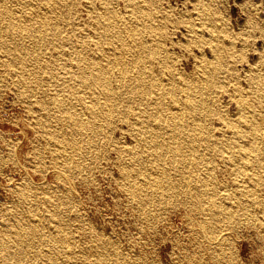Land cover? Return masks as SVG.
Here are the masks:
<instances>
[{"label": "rangeland", "instance_id": "374dc122", "mask_svg": "<svg viewBox=\"0 0 264 264\" xmlns=\"http://www.w3.org/2000/svg\"><path fill=\"white\" fill-rule=\"evenodd\" d=\"M100 1L74 0L70 4L68 23L61 25L59 34L71 32V35L88 36L87 50L94 51L91 37L97 30L94 18L101 8ZM133 1L145 3L146 11L151 13L147 24L154 25L160 33L151 43L160 47V56L170 63V70L157 62H152L150 68L163 80L172 72L174 85L178 88L184 81L196 80L194 85L206 95V113L198 124L202 126L207 143H196L193 155L204 157L209 172L204 167L189 164L190 170L186 166L175 171L173 164H164L173 185L169 183L162 187L160 192L164 196L148 188L144 181L155 179L160 162L146 158L148 150L136 142V129L129 123L143 106L130 98L128 92L116 98L117 113L103 125L99 136L90 139L91 145L88 150L87 147L84 149L89 154L83 152L66 164L64 158H55L53 143L47 142L46 128L40 125L43 113L37 109V101L22 96L21 90L12 85L13 81L4 77L6 70L1 66L0 224L25 211L43 218L47 213L43 200L49 198L60 211L59 227L64 231L65 245L81 252L79 259L84 260V264H252L245 263L240 254L242 241L251 243L248 254L254 259L253 264H264V0ZM110 2L117 14L127 13L126 0ZM192 33L197 34L198 41L191 40ZM55 41L52 46L45 47L52 54L50 59L54 63L61 61L56 54L59 50L65 51L62 59L73 57L67 46ZM10 59L9 52L0 47V60L9 62ZM202 67H217L218 73L201 81L199 70ZM114 82L111 85L116 89ZM240 116L256 127L261 141L254 146L263 150L260 149V157L249 158L243 163L226 158L238 151L249 152L250 139L234 142L236 128L232 121ZM221 140L230 144L221 145ZM78 144L82 145L81 139ZM129 150L139 151L140 160L131 159ZM193 155L187 158L194 159ZM210 160L214 163L213 168ZM127 165L130 172L124 175L123 169ZM128 184L138 185L136 192L146 194L149 200L140 201L139 194L133 193ZM196 195L201 198L198 205L193 204ZM92 213L104 220L110 230L106 231L103 225L98 227ZM50 231L49 228L42 230L43 234ZM163 247L168 248L164 250L168 262L162 259ZM36 250L30 247L28 251L32 254ZM83 252L85 256H82Z\"/></svg>", "mask_w": 264, "mask_h": 264}, {"label": "bare ground", "instance_id": "6f19581e", "mask_svg": "<svg viewBox=\"0 0 264 264\" xmlns=\"http://www.w3.org/2000/svg\"><path fill=\"white\" fill-rule=\"evenodd\" d=\"M73 1L0 0V47L11 55L9 62L0 60V67L4 66L6 70L3 75L7 80L13 81L12 85H16L21 90L20 93L24 94L21 95L25 96L26 99L28 96L29 98H35L37 102H34L38 106L37 109L42 110L43 113L42 115L39 114L41 115L40 125L46 128L45 134L49 140L47 142L53 143L57 154L55 158H64L66 164H69L68 162H71L72 158L82 155L86 147L88 150L91 145L90 139L94 136H99L103 125L108 124L113 115L117 113L115 110L116 98L122 94L126 95L127 92L128 94L131 93L128 96L138 100L143 106L129 123L136 129V142L138 146L148 150L146 158L160 162L155 179L144 182L154 193L164 196L160 190L164 185L170 183L166 165L173 164L175 171H181L189 165L204 168L205 164L207 165V162L204 161L205 159H202L204 157L200 158L199 155H193L196 143L200 142L201 145L207 143L204 133H202V126L198 124L206 110L204 109L207 99L206 95L197 89L198 86L194 85L196 80L193 82L184 81L181 87L178 88L174 85L175 79H173L174 75L172 72L168 79L163 80L164 78L160 79V77H157L156 70L150 68V66L153 67L151 65L152 62H157L162 67L169 69L170 63L163 55L160 56V47L151 43L154 38L160 36V33L154 25L147 24L152 16L149 11H146L145 3L126 0L127 13L119 15L111 6L110 1L112 0H101V8L97 10L94 18L97 30L92 34L93 36L91 35L92 37L89 36L92 38L91 42L94 44L95 50L90 52L89 49L87 50L88 36L85 38L79 34L71 35V32L68 33L69 31H66L68 34L61 35L58 32L62 28L61 25L68 23V16L71 11L70 4ZM201 19L206 20L204 18ZM94 28L93 31L95 30ZM55 40H58L57 43H60L61 46H67L69 53L73 57L62 59L61 56L65 51L61 52L59 50L56 54L57 57L60 56L61 59H59L61 61L54 63L50 59L52 54L45 47L53 42L56 43ZM191 40H199L196 33L191 34ZM42 47L44 48L42 49ZM216 59L214 57V60ZM199 72L201 74L200 78H202L201 81H205L208 76H215L218 73V68L202 67ZM113 81L117 83L116 89L115 86L113 88L111 85ZM26 101L28 100H25V103ZM47 109H51V111H46ZM239 110L243 111V109ZM232 122L236 128L234 131V142L235 140L239 141L248 138L251 143L247 148L249 152L238 151L237 154H232L229 158L226 157L227 160L232 159L235 162L243 163L249 158L260 157L262 149L254 146L261 139L256 127L249 125L245 117L241 116L235 118ZM210 129L208 130L210 131ZM78 139H81L82 145L78 144ZM219 143L221 145L230 144L229 141L225 140H221ZM223 149H221L222 152H225ZM128 152L131 159L134 161L140 160L141 153L139 151L129 150ZM84 153L89 154L88 151ZM189 155L195 156L196 159L194 158V160L193 157L187 158ZM214 155L216 154L214 153ZM214 155L212 157L211 154L210 157L214 159ZM124 156L126 155L124 154ZM126 163L129 164L128 162ZM164 164L166 165L164 166ZM210 164L211 168H213L214 163L211 162ZM128 167L129 165L123 169L124 175L129 174L130 169L128 170ZM190 168L188 167L189 170ZM205 170L209 172V168L206 167ZM243 170L242 173L244 172ZM133 172L134 170L132 169ZM127 186L130 187L133 193L139 189L138 185L131 186L128 184ZM195 186L197 185L195 184ZM136 193L139 194V192ZM240 194L242 193L240 192ZM137 197L140 201H146L147 199L146 194L142 195L140 193ZM23 198L26 199V195L25 197L23 195ZM200 201L201 198L198 195L193 198V204L195 205H198ZM52 203L49 198H44L43 205L47 213L43 218L40 215L29 214L31 211L29 213L25 211L14 214L11 220L8 219L0 224V264H19L24 261L26 262L25 264H74L73 262L80 261L81 252H76L73 248L65 245L67 240H65L64 231L59 227L60 211L55 206L56 204L53 203L55 204L53 205ZM226 203L228 205V202ZM234 207L236 209V206ZM146 213H144L145 216ZM45 228H49L51 231L48 234H43L42 230ZM96 237L98 238V235ZM30 247H35L37 250L31 254L28 251ZM27 251L28 253H26ZM61 251L62 255L60 254ZM82 256H85L84 252ZM9 261L11 262L8 263ZM83 262L80 261L79 264H84Z\"/></svg>", "mask_w": 264, "mask_h": 264}, {"label": "water", "instance_id": "95a60500", "mask_svg": "<svg viewBox=\"0 0 264 264\" xmlns=\"http://www.w3.org/2000/svg\"><path fill=\"white\" fill-rule=\"evenodd\" d=\"M91 215H92V219L94 220V222L96 223V225L98 227H100V226L103 225L106 231L110 230L109 227H108V225L104 222V220L101 221L98 218V215L96 213H92ZM112 218L114 220H116V217H112ZM119 221H120V225L123 226L122 219L119 220ZM254 238H255L256 241H258V242L260 241L258 235H256L255 233H254ZM250 247H251V243L250 242H248V241H242L240 254H241L242 258L244 259L245 263H248L249 262V263H252L253 264L254 263L253 262L254 259L248 254ZM166 248L167 247H163L162 252H161V256H162V259L165 262H168L169 261V257L165 253V251H164V250H166ZM167 250H168V248H167Z\"/></svg>", "mask_w": 264, "mask_h": 264}]
</instances>
